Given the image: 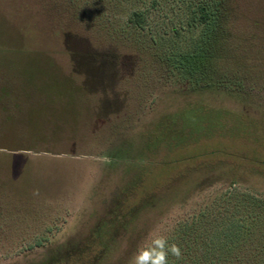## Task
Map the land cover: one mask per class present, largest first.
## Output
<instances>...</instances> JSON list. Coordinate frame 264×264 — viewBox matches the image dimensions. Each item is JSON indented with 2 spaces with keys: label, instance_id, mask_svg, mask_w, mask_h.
I'll list each match as a JSON object with an SVG mask.
<instances>
[{
  "label": "rangeland",
  "instance_id": "obj_1",
  "mask_svg": "<svg viewBox=\"0 0 264 264\" xmlns=\"http://www.w3.org/2000/svg\"><path fill=\"white\" fill-rule=\"evenodd\" d=\"M200 1L0 0V264H135L240 217L264 264V0L190 28Z\"/></svg>",
  "mask_w": 264,
  "mask_h": 264
},
{
  "label": "trees",
  "instance_id": "obj_2",
  "mask_svg": "<svg viewBox=\"0 0 264 264\" xmlns=\"http://www.w3.org/2000/svg\"><path fill=\"white\" fill-rule=\"evenodd\" d=\"M153 3L156 5V0H153ZM219 7L220 2L218 0L200 1L196 8L192 9L193 22H189V27L208 28L210 22L216 19L219 14ZM147 12L148 10H138L132 13L139 27H145ZM177 57L173 56L169 59L173 63L180 62V65L185 69L190 68L197 60L202 59L200 55L194 54ZM247 218H231L223 223L219 231H215L212 235L206 234V237H204L205 234L202 235L200 232H194L195 234H193L198 226L182 224L177 233L178 236L182 238L183 235L184 238V236L189 235L190 239L183 245L181 243L176 244L181 251L179 258L173 255L170 250L168 251L167 264H261L256 259L249 260L239 254V252L245 251L249 247L258 248L257 242L250 238L253 237L258 223L255 218H252L250 222ZM165 242L169 249L174 243L173 240ZM236 251L239 252L235 254Z\"/></svg>",
  "mask_w": 264,
  "mask_h": 264
},
{
  "label": "clouds",
  "instance_id": "obj_3",
  "mask_svg": "<svg viewBox=\"0 0 264 264\" xmlns=\"http://www.w3.org/2000/svg\"><path fill=\"white\" fill-rule=\"evenodd\" d=\"M169 250L177 258L181 256V251L178 246L172 245L169 249L166 246V242L157 241L151 250L145 249L136 255L135 264H167Z\"/></svg>",
  "mask_w": 264,
  "mask_h": 264
}]
</instances>
